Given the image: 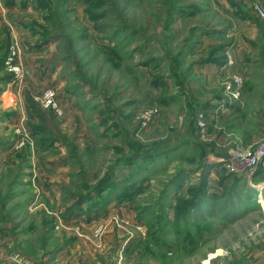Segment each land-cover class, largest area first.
<instances>
[{"label": "rangeland", "instance_id": "374dc122", "mask_svg": "<svg viewBox=\"0 0 264 264\" xmlns=\"http://www.w3.org/2000/svg\"><path fill=\"white\" fill-rule=\"evenodd\" d=\"M258 114L264 0H0V264H264Z\"/></svg>", "mask_w": 264, "mask_h": 264}, {"label": "trees", "instance_id": "16d2710c", "mask_svg": "<svg viewBox=\"0 0 264 264\" xmlns=\"http://www.w3.org/2000/svg\"><path fill=\"white\" fill-rule=\"evenodd\" d=\"M222 49H223L222 47L216 48V50L219 52L222 51ZM209 61L218 67H221L224 64V59H221V58L218 60L209 59L208 62ZM29 108L30 110H29V117H28L27 123L30 128L31 135L35 137L40 136L43 141H46L49 143H52L54 140H57V139H54L55 135H54L53 130L49 128L48 126H46L44 116L40 113V111L37 110L33 105H30ZM257 117L260 121L264 122L263 114L262 115L258 114ZM206 198H207L206 192L201 191L200 198L197 200L198 204L199 202L204 204ZM193 209H195L193 205L190 207H187L184 214H190L193 211Z\"/></svg>", "mask_w": 264, "mask_h": 264}, {"label": "built area", "instance_id": "2783aa9c", "mask_svg": "<svg viewBox=\"0 0 264 264\" xmlns=\"http://www.w3.org/2000/svg\"><path fill=\"white\" fill-rule=\"evenodd\" d=\"M257 13H259V16L263 17L262 12L257 9ZM235 92L233 93V97L235 99H237L240 96V90H241V83L237 84V87L235 88ZM45 99L47 102V105H51L52 108L55 107V104L53 103L54 100V94L52 92H47V94L45 95ZM203 119L200 118V120L198 121V126L203 129L204 128V123H203ZM244 159H249V165H255L256 164V160L258 161L259 159L264 160V143L261 145L260 150L258 152H256V154L254 153L253 156H251V154L247 153L243 156Z\"/></svg>", "mask_w": 264, "mask_h": 264}]
</instances>
